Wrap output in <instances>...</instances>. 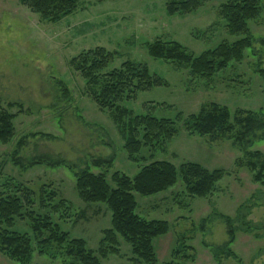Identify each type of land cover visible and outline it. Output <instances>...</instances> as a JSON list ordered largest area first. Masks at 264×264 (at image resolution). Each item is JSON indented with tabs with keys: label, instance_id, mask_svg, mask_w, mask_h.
I'll return each mask as SVG.
<instances>
[{
	"label": "rangeland",
	"instance_id": "obj_1",
	"mask_svg": "<svg viewBox=\"0 0 264 264\" xmlns=\"http://www.w3.org/2000/svg\"><path fill=\"white\" fill-rule=\"evenodd\" d=\"M172 1L181 0H81L75 12L49 22L21 0H0V107L15 114L12 139L0 142V192L29 195L33 210L49 215L71 239H83L89 250L96 251L103 231L111 228L112 212L105 204L80 198L76 189L80 170L105 174L114 186V172L134 177L154 161H169L177 168L195 162L209 170L223 169V177L206 197H190L180 175L165 191L134 194L136 214L169 223V231L153 242L157 264H264V182L255 179L246 161V151L264 155V140L246 149L232 139L191 134L180 121L178 135L153 158L145 149L146 161L134 162L124 149L115 112L99 108L86 79L70 65L74 57L98 47L114 53L105 72L125 61L146 64L167 85L123 101L121 107L133 116L183 119L210 103L232 113L243 109L264 114V0L260 15L248 23L255 39L252 47L241 61L209 79L193 78L190 69L151 57L147 44L177 41L199 56L242 38L229 34L220 17V6L228 0H205L189 13L170 14L167 6ZM41 156L49 161L39 160ZM98 158H113V163L96 167L93 161ZM61 201L66 205L60 208ZM221 215L233 219L235 239L230 248L238 259L223 255L217 261L211 251L229 239ZM12 229L31 239L29 264H68L60 248L40 254L29 220L16 218ZM118 240L119 254L100 264H133L130 244L121 236ZM180 243L189 246L188 257H175ZM0 264L21 263L0 251Z\"/></svg>",
	"mask_w": 264,
	"mask_h": 264
},
{
	"label": "trees",
	"instance_id": "obj_2",
	"mask_svg": "<svg viewBox=\"0 0 264 264\" xmlns=\"http://www.w3.org/2000/svg\"><path fill=\"white\" fill-rule=\"evenodd\" d=\"M21 1L43 20L49 22H57L72 14L81 2V0ZM203 1L205 0L172 1L167 9L170 14L189 13ZM261 2L262 0H228L220 6L219 14L226 23L228 33L243 35L232 43L223 42L214 49L194 56L177 41L159 39L147 44L148 53L155 59L190 69L193 78L209 79L226 69L232 62L241 61L244 52L252 47L255 39L249 34L248 23L260 15ZM113 58V52L98 47L74 57L70 65L86 79L89 94L99 108L115 112L114 119L125 137L124 149L130 160L146 161L142 156L145 149L151 152L150 157L153 158L158 149L164 148L178 135L180 121L191 134L210 137L212 140L232 139L246 149L255 141L264 140V114L243 109L232 113L228 107L217 103L204 105L198 113L183 119L181 115L177 119L156 118L149 114L133 116L130 111L121 107L123 101L135 98L140 91L167 83L152 73L146 64L134 61H125L119 68L105 72ZM13 104L10 103L9 106ZM14 117L15 114L0 107V142L4 144L14 135ZM125 118L128 120L124 121ZM246 156L248 167L255 172V179L264 182L262 152L246 151ZM39 160L49 161V157L41 156ZM112 163L113 158L108 160L98 158L93 161L96 167H110ZM179 175L190 197H206L214 191L224 171L209 170L195 162H185L177 168L169 161H154L141 167L134 177L114 172L111 177L114 186L109 183L105 174H95L89 170L77 172L76 189L80 198L86 203L105 204L112 212L111 228L103 231L96 251L89 250L83 239H71L59 225L52 222L49 215L33 210V201L29 195L21 197L20 193L17 194L18 190L9 194L0 192V251L21 264L30 263L33 253L30 237L12 229L16 218H25L29 220L40 254H47L55 248H60L61 253L69 258L68 264H100L101 259L118 255L120 252L118 236L130 244L133 264H157L153 242L155 238L169 231V223L163 220H146L136 214L137 202L134 194L151 196L165 191L176 184ZM42 193L40 199L42 198L43 203L45 191ZM65 205V202L61 201L58 207ZM221 217L227 223L229 239L222 246L212 247L213 256L217 261H220L223 255L238 259L230 248L235 239L233 219L224 215ZM187 251L189 246L180 243L174 250L175 257L180 255L188 257Z\"/></svg>",
	"mask_w": 264,
	"mask_h": 264
}]
</instances>
